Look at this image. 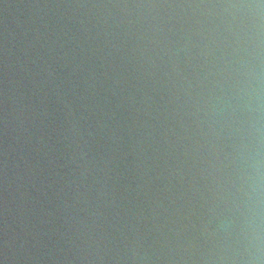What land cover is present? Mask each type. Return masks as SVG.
Wrapping results in <instances>:
<instances>
[{
	"label": "water",
	"instance_id": "obj_1",
	"mask_svg": "<svg viewBox=\"0 0 264 264\" xmlns=\"http://www.w3.org/2000/svg\"><path fill=\"white\" fill-rule=\"evenodd\" d=\"M0 264H264V0H0Z\"/></svg>",
	"mask_w": 264,
	"mask_h": 264
}]
</instances>
